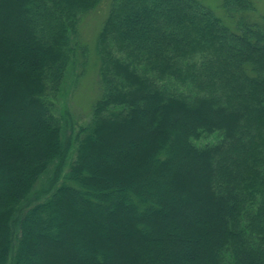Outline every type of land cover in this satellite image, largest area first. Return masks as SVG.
Instances as JSON below:
<instances>
[{
  "label": "trees",
  "instance_id": "1",
  "mask_svg": "<svg viewBox=\"0 0 264 264\" xmlns=\"http://www.w3.org/2000/svg\"><path fill=\"white\" fill-rule=\"evenodd\" d=\"M216 1H112L64 172L47 94L102 0H0V264H264V17Z\"/></svg>",
  "mask_w": 264,
  "mask_h": 264
},
{
  "label": "rangeland",
  "instance_id": "2",
  "mask_svg": "<svg viewBox=\"0 0 264 264\" xmlns=\"http://www.w3.org/2000/svg\"><path fill=\"white\" fill-rule=\"evenodd\" d=\"M112 1L102 0L94 10L81 17L78 27L79 36L72 44L77 55L74 56L66 80L57 93L48 91L47 94V99L54 103L56 114L65 125L66 135L72 136L70 152L63 168L64 172L76 159L77 142L75 138L81 127L91 122L94 105L103 93L100 79V57L97 46L99 35L109 14ZM202 1L213 8L218 16H225L216 0ZM252 17L255 22H259L264 17V0H256V11L252 13ZM76 44L79 46V50L76 49ZM81 45L85 47V53L80 51ZM51 179L52 175L43 181V184H39L38 192L44 194ZM39 198L42 200L44 195H39Z\"/></svg>",
  "mask_w": 264,
  "mask_h": 264
}]
</instances>
